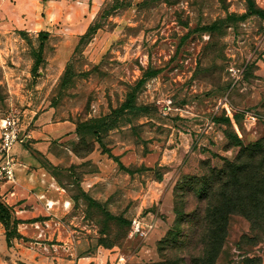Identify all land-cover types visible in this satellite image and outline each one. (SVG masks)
<instances>
[{
	"label": "rangeland",
	"instance_id": "obj_1",
	"mask_svg": "<svg viewBox=\"0 0 264 264\" xmlns=\"http://www.w3.org/2000/svg\"><path fill=\"white\" fill-rule=\"evenodd\" d=\"M31 4L34 30L0 31V135L7 118L23 136L35 113L49 109L74 130L54 128L55 163L42 159L61 200L36 210L41 220L24 228L26 241L0 220V264H195L201 246L191 224L182 243L164 241L176 205L192 214L218 199L202 201L190 178L264 137L258 0ZM106 116L107 130L77 133L78 124ZM234 131L243 145L227 137ZM243 211L231 214L215 264H264V212ZM136 217L156 222L143 240L130 233Z\"/></svg>",
	"mask_w": 264,
	"mask_h": 264
},
{
	"label": "trees",
	"instance_id": "obj_2",
	"mask_svg": "<svg viewBox=\"0 0 264 264\" xmlns=\"http://www.w3.org/2000/svg\"><path fill=\"white\" fill-rule=\"evenodd\" d=\"M259 8L261 12H264L263 8ZM44 32L41 33L46 34ZM129 102L131 101L125 103L121 109L132 106ZM118 111L114 109L113 113ZM107 117L78 124L77 133L83 138L85 136L83 130L94 134L100 130H107L109 128L107 124L105 125ZM228 121L232 123V118ZM227 137L233 140L234 146L243 145L242 138L235 131L227 133ZM190 180L200 187L202 201L211 200V197L218 199L211 200L210 205H206L204 209H196L192 214L182 213L176 205L178 218L173 229L168 231L164 237V241L172 246L175 243H182L190 236V231L186 229L187 224H191L195 228L194 237L198 236L201 246V255L194 259L195 264H215L227 238L228 221L231 214L244 210L243 212L253 211L259 217V212L261 214L264 212L260 203H263L264 194V137L248 146H243L235 160L224 159L222 167H210L209 173L193 176ZM2 204H0V220L6 227H9L11 222L15 236L22 238L23 236L17 231L18 220L14 218L11 207L4 202ZM6 208L12 211V221Z\"/></svg>",
	"mask_w": 264,
	"mask_h": 264
},
{
	"label": "crops",
	"instance_id": "obj_3",
	"mask_svg": "<svg viewBox=\"0 0 264 264\" xmlns=\"http://www.w3.org/2000/svg\"><path fill=\"white\" fill-rule=\"evenodd\" d=\"M31 2L32 0H0V26H4L0 31L5 32L4 30L8 31L9 28H16L28 33L30 30H34L35 26L32 24L35 10ZM42 4L39 2L36 5L40 7ZM258 4L264 9V0H258ZM55 114L53 109L35 113L30 121L34 128L28 131V137L25 139L29 144H16L13 148L19 161L16 182L5 184L1 188V194L3 202L13 208V216L18 220L16 228L23 237L15 238L16 241L29 239L24 228L39 225L41 215L36 210H40L42 205L50 206L53 202H59L62 198L58 183L42 164V159L46 158L45 160L55 163L50 152V145L59 134L54 132V128L59 126L61 133H71L74 127L67 125L70 124L67 121L56 122ZM258 121L260 120L254 121L255 125L258 124ZM248 122L250 121L247 118L244 119V124H248ZM20 132H22L21 129ZM29 145L33 147L31 148ZM30 148L33 154L30 152ZM14 205H33L35 210L32 211V215L27 216L24 215L26 210L16 208Z\"/></svg>",
	"mask_w": 264,
	"mask_h": 264
},
{
	"label": "built area",
	"instance_id": "obj_4",
	"mask_svg": "<svg viewBox=\"0 0 264 264\" xmlns=\"http://www.w3.org/2000/svg\"><path fill=\"white\" fill-rule=\"evenodd\" d=\"M2 125L0 135V184H14L16 171L19 167L17 156L13 148L18 142H23L28 137L27 133L20 135V129L15 119L7 118ZM156 226L155 220H146L145 217H136L131 220V235L139 239H145Z\"/></svg>",
	"mask_w": 264,
	"mask_h": 264
}]
</instances>
